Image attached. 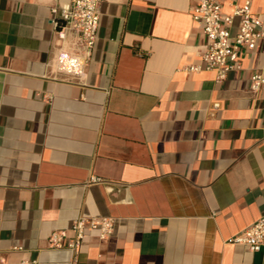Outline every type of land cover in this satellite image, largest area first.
<instances>
[{
    "label": "crops",
    "instance_id": "0c3cea01",
    "mask_svg": "<svg viewBox=\"0 0 264 264\" xmlns=\"http://www.w3.org/2000/svg\"><path fill=\"white\" fill-rule=\"evenodd\" d=\"M60 1L0 0V264H264L226 242L264 215V39L219 81L193 0H102L84 57Z\"/></svg>",
    "mask_w": 264,
    "mask_h": 264
},
{
    "label": "built area",
    "instance_id": "2783aa9c",
    "mask_svg": "<svg viewBox=\"0 0 264 264\" xmlns=\"http://www.w3.org/2000/svg\"><path fill=\"white\" fill-rule=\"evenodd\" d=\"M102 0H61L50 7L53 14V25L62 32L63 28L75 30L78 34L84 57L90 54L96 38L99 20V5ZM191 7L193 19L203 27L206 39V49L201 55L204 68L215 70L216 79L221 81L234 69H240V55L252 50L257 40L264 39V23L260 16L253 12L251 0H245L240 6H235L230 14H222L219 0H193ZM238 17V31L231 34L233 17ZM202 66L190 65L189 71H198ZM253 88L263 81L259 73L252 74ZM101 179L90 177L91 182ZM111 217H79L73 222L74 236L64 247L77 252L80 244L89 235V231L97 229L100 237H106L112 231ZM64 233L51 232L50 246L63 247ZM229 244H242L254 252L264 244V215L250 225L237 231L226 239Z\"/></svg>",
    "mask_w": 264,
    "mask_h": 264
}]
</instances>
